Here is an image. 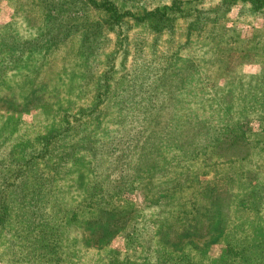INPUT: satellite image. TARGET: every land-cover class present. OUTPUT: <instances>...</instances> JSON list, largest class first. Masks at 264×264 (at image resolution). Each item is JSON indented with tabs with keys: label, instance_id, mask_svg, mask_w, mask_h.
<instances>
[{
	"label": "rangeland",
	"instance_id": "1",
	"mask_svg": "<svg viewBox=\"0 0 264 264\" xmlns=\"http://www.w3.org/2000/svg\"><path fill=\"white\" fill-rule=\"evenodd\" d=\"M160 2L139 0V7L150 10ZM217 4L218 0L193 3L203 11ZM44 12V0H0V38L38 36ZM88 14L90 19L98 17L94 10ZM104 37L87 69L77 55L78 35L48 54L27 53L6 66L0 79V174L10 182L17 166L14 159L23 163L29 152L39 151L41 136L61 126L62 119L72 124L83 113L81 121L88 123L85 131L92 134L91 141L104 143L94 146L99 155L125 147L136 153L151 152V156L143 161L147 167L138 172L131 188L106 193L95 205L84 196L90 172L80 163L86 162L83 150L69 158L52 178L51 193L44 201V217L55 218L54 222L62 213L70 217L60 226L58 260L51 264L151 262L158 247L167 254L177 253L169 249L174 239L176 246L183 244L181 254L202 264H219L225 257L224 239L204 237L201 230L194 236L195 229H206L213 215L225 232L264 228L263 219L259 222L248 206H240L264 182V17L249 16L235 4L222 20L204 23L188 34L184 19L175 22L171 34L159 35L126 22L121 30L125 50L113 33ZM175 55L179 58L176 72L181 78L186 72L192 75L189 81L171 83L167 93L160 92L153 79L146 83ZM108 70L109 87L117 95L113 100L103 97L93 115L99 114L97 125L88 110L94 102L93 86ZM148 92L154 102L151 107L145 101ZM114 102L128 105L116 113ZM188 120L195 124L193 131L185 126ZM203 120L213 124L211 138L203 145L206 150L200 151L204 153L194 154L189 147L198 148V143L188 135L197 137L201 132L197 123ZM240 125L243 137L237 131ZM74 142L70 134L64 146ZM52 145L61 150L56 141ZM114 164L105 171L109 184L124 168ZM130 165H135L133 160ZM41 166H34L38 177L44 173ZM108 221L112 236L104 244L83 242L88 222ZM6 229H0V264H8L4 251L12 235ZM185 233L198 245L191 248L185 240L177 243ZM148 235L153 239L146 243Z\"/></svg>",
	"mask_w": 264,
	"mask_h": 264
},
{
	"label": "trees",
	"instance_id": "2",
	"mask_svg": "<svg viewBox=\"0 0 264 264\" xmlns=\"http://www.w3.org/2000/svg\"><path fill=\"white\" fill-rule=\"evenodd\" d=\"M196 1L198 0H170L162 3L163 0H161V4H157L150 10H145L139 7V0H44L45 18L41 34L31 39H18L15 37L9 39L7 36L0 38V79L5 74L6 66L15 64L24 54H48L74 35L79 36L77 55L87 69L91 67L92 60L95 58L105 38L104 36L108 32L116 36V42L123 45L122 50H125V38H121V30L123 25L129 21L134 25L143 26L153 35H159L163 33L171 34L173 25L178 19L186 21L187 34L195 31L198 26L201 28L204 23L218 22V20L224 18L235 4L240 6L241 12H245L249 16L264 17V0H218L217 6L206 11L196 8L193 5ZM91 10L98 13V17L90 19L88 13ZM170 59H172L171 63L161 66L155 76L153 72L151 76H148L146 82L149 83L152 79L155 85L158 82L160 92L163 93L168 92L166 86L169 89L171 83H186L192 77V75L188 76L186 72L181 78L176 72L178 71L179 58L175 55ZM110 73V70L104 71L93 86L95 90L94 102L88 110V115L90 118L92 117L91 121H95L97 125L100 121L99 114L93 115L96 114V110L102 104L103 97L110 98L112 96L110 99L113 100L117 95V91H112L109 87ZM167 75H171L174 79L171 77L166 78ZM149 92L145 101L151 107L154 102L151 97L152 94L150 95ZM130 104L136 106L134 101ZM126 105L128 104L123 102L112 104L116 113L124 110ZM134 110L135 107L131 112ZM78 116H75L76 119L73 118L72 124H70L71 120L68 118L62 119L61 126L45 136H41L39 151L37 153L29 152V156L23 163L14 159L13 162H16L17 166L20 165V168L16 166V171L13 173V179L10 182L6 180V176L0 174V229L7 227L9 229H6V231L12 235L11 239H7V247L4 251L5 260L8 264H51L58 260L60 242L57 238L60 234V226L70 217H65V214L60 213L61 216L58 215L60 220H56V222H54L55 218L52 220L51 217H44L46 212L44 201L51 193L50 182L52 178L59 171H62L61 168L68 164L69 158L73 157L77 150H83L82 156L86 162L80 163L86 164L90 172L84 196L93 205L103 199L106 193L131 188L138 172L147 167L143 161L151 156V152H148L149 154L141 153V151L136 153V151L131 152L130 149L124 147L121 149H108L104 152L108 155L101 153L99 155L98 149H95L94 146L98 147L99 144L104 143L98 142L94 138L95 143L91 141L92 134L85 131L88 123H86V120L81 121L85 117L84 114ZM191 123L192 121L188 120L185 126L193 131L195 124ZM197 124L201 128L200 134L196 137L189 132L191 135H188L189 137L193 135L191 138L193 140L196 138L198 143V148L189 147V151L191 153L195 152L194 154L205 152L200 151L206 150V146L203 145L207 142V138L210 140L209 129L213 126V124L207 122ZM242 127L240 125L237 129L241 137L245 136V133L241 130ZM70 134H73L75 144L67 145L69 147L64 148L67 147L64 146V142ZM201 136L204 138L202 139ZM54 141L58 143L61 148L60 151H58V148H53L52 143ZM208 144L212 143L208 142ZM35 145H38V143ZM131 153H133L134 159ZM110 158L112 159L108 161ZM128 160L129 163L126 164ZM132 160L135 164L133 168L130 165ZM37 163H40L44 170V173L41 172L39 177L36 171L34 173V166ZM112 163H115V167L122 165L124 168L116 172V177L111 179L112 181L109 184L105 171ZM109 185L112 188L109 189ZM257 186V193H248L246 202L241 201L240 206H248L246 209L258 215L260 219L258 221L261 222L262 219L264 220V182ZM43 197L45 198L42 199ZM249 200L252 202L247 203ZM15 220L18 221L20 226H23L22 229L18 230ZM209 220L208 227L206 229H203L202 226L198 227L195 229L194 236L201 230L204 237L217 236L224 239L223 254L225 257L221 258L219 264H236L237 259L241 261V264H264V228L260 227L262 225H258L251 230L231 229L225 232L217 227L216 222L218 220L215 215ZM105 222H88L85 235H83V242L88 243L87 241H91L93 245L104 244L112 236L111 223L110 221ZM199 222L197 223L200 224ZM214 229H217L218 232H212ZM187 234L180 235L177 243H183L182 240H185V244L191 248L197 246L198 244L194 241L193 236ZM131 237L132 235L128 236L129 241H131ZM149 238L148 235L146 243L153 239V237ZM174 240L169 241V249L172 247L171 249L176 250L177 253L172 254L170 252L171 254H167L162 248L158 247L155 254H152L153 260L151 262L138 261L132 264H202L194 261L186 254H181L183 244L178 247L175 245ZM17 242L19 243L15 247Z\"/></svg>",
	"mask_w": 264,
	"mask_h": 264
}]
</instances>
